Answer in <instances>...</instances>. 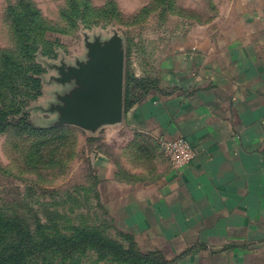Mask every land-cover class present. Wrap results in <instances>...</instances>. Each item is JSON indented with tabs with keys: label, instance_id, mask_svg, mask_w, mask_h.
<instances>
[{
	"label": "crops",
	"instance_id": "crops-1",
	"mask_svg": "<svg viewBox=\"0 0 264 264\" xmlns=\"http://www.w3.org/2000/svg\"><path fill=\"white\" fill-rule=\"evenodd\" d=\"M214 7L116 127L147 149L145 174L120 181L105 160L103 196L117 192L120 231L174 264H264V0ZM179 137L197 155L177 168L162 142Z\"/></svg>",
	"mask_w": 264,
	"mask_h": 264
},
{
	"label": "rangeland",
	"instance_id": "rangeland-1",
	"mask_svg": "<svg viewBox=\"0 0 264 264\" xmlns=\"http://www.w3.org/2000/svg\"><path fill=\"white\" fill-rule=\"evenodd\" d=\"M24 1L52 27L43 36L57 39L58 45L53 54L37 52L36 60L45 68L41 93L0 133V207L83 210L90 223H103L118 237V196L115 190L103 196L110 184L105 183L101 166L110 159L116 178L132 182L135 175L145 174L133 169L148 167L143 158L148 153L135 140L125 143L129 132L116 128L126 123L125 108L120 121H99L92 128L82 125L79 116L76 120L66 116L62 108L67 97L81 86L65 73L89 62L91 43L108 44L116 38L121 41L125 71L158 76L163 59L185 46L190 32H201V24L213 19L219 0H0V60L5 53L19 52L11 9ZM125 89L126 78L124 94ZM27 121L43 131L33 132ZM121 232L119 237L126 242L127 235L135 239L131 232ZM136 243L143 250H156ZM96 257L95 253L92 259Z\"/></svg>",
	"mask_w": 264,
	"mask_h": 264
},
{
	"label": "trees",
	"instance_id": "trees-1",
	"mask_svg": "<svg viewBox=\"0 0 264 264\" xmlns=\"http://www.w3.org/2000/svg\"><path fill=\"white\" fill-rule=\"evenodd\" d=\"M11 10L19 52L5 53L0 60V133L8 130L13 116L41 93L40 74L45 68L37 62V52L50 55L58 45L57 39L43 36L52 27L38 18L29 2H21ZM125 78L127 112L142 95L158 88L160 82L158 76L139 77L128 70ZM27 124L33 132L43 131L29 121ZM134 143L144 147L139 140ZM122 234L118 230V235ZM119 236L111 235L103 223H90L83 210L41 212L0 207V264H174L162 251L143 250L132 236H126L128 242ZM95 253L97 257L92 259Z\"/></svg>",
	"mask_w": 264,
	"mask_h": 264
},
{
	"label": "water",
	"instance_id": "water-1",
	"mask_svg": "<svg viewBox=\"0 0 264 264\" xmlns=\"http://www.w3.org/2000/svg\"><path fill=\"white\" fill-rule=\"evenodd\" d=\"M90 48L89 62L65 73L66 78L76 77L81 87L67 97L62 110L66 116H79L82 125L92 128L99 121L112 124L123 118L125 58L116 38L108 44L91 43Z\"/></svg>",
	"mask_w": 264,
	"mask_h": 264
},
{
	"label": "built area",
	"instance_id": "built-area-1",
	"mask_svg": "<svg viewBox=\"0 0 264 264\" xmlns=\"http://www.w3.org/2000/svg\"><path fill=\"white\" fill-rule=\"evenodd\" d=\"M162 147L166 156L177 168L189 165L197 155L191 142L184 137L164 140Z\"/></svg>",
	"mask_w": 264,
	"mask_h": 264
}]
</instances>
